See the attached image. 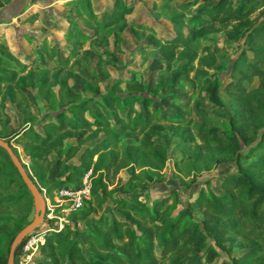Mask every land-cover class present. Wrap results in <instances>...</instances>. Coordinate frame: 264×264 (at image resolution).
<instances>
[{
	"label": "trees",
	"instance_id": "obj_1",
	"mask_svg": "<svg viewBox=\"0 0 264 264\" xmlns=\"http://www.w3.org/2000/svg\"><path fill=\"white\" fill-rule=\"evenodd\" d=\"M5 3V0H0V6ZM69 3L74 6L76 18H67L69 28L64 32V41L69 42V46L64 57L55 58L58 48L54 44L44 42L39 47L41 52L55 60L53 66L42 68L36 55L21 66H18V59L14 54H11L13 60L0 56V67L6 69L4 74L0 73L2 98L5 91L16 98L12 87L19 84L21 98L28 104L23 86L36 87L46 100L53 98L52 87L55 86L59 101H74L44 119L34 120L30 117L29 125L13 134L21 142L24 152L29 156L30 168L40 181L44 178L42 170L49 168L52 161L55 162L56 169H64L66 181H71L74 177L80 178L91 169L95 175L91 197L103 203L107 185L121 182L118 173L122 168H128L132 176L144 178L143 173L146 172L147 178L152 177L148 168L143 173L136 171L133 159L136 160L138 156H134L133 148L149 156L148 161L142 160V165L153 169L164 166L166 146L158 138V131L168 127L166 121L170 117H175L173 123L179 128L178 136L186 137V141L195 138L204 145L226 150V153L229 150L230 154L235 153L234 156H223L220 160L234 159L238 170L224 174L219 184L221 192L211 189L206 194L204 190H200L180 209L177 216L168 213L173 190L149 204L139 200L148 187L146 182L143 179L141 184L128 182L125 185L129 186V190H125L126 195L108 206L107 212L111 211L110 215L93 217L95 231L53 230L40 246V253L47 255L49 260L35 264H160L170 253L181 256L190 249L204 248L206 235L224 236L238 226V219L249 221L243 234L250 239L251 247L232 257L231 262L224 260L220 264H264V180H256L253 173L255 170H264V130L258 132L260 128L264 129V16L256 14L264 7V0H215L210 4L197 6L190 12L187 20H184L183 13L173 14L175 34L166 38L157 48L164 54L162 61L165 65L157 69L159 76L151 87L152 93L156 94L166 87L164 78L169 79V75L172 76L170 84L178 86L182 80L187 81L191 77L192 74L189 73L193 71V75L198 76L200 71L203 74L200 79L201 90L206 91V97L211 102L222 104L220 84L206 75L207 68L215 63L217 56L207 48L202 55L190 48L188 44L195 37L190 23L204 17L209 21L234 23L230 30L240 34L242 32L244 47L236 62L242 66L239 74L226 85L237 97L240 107L237 112H232L231 121L236 118L244 120L246 123L242 127L245 130L243 135L248 134V138H244L250 142L256 140L246 153L241 152V143L237 138L228 139L219 133L206 107L197 99L193 101L192 97L183 99L180 96L170 98L168 105L176 108L177 116L161 115L158 109L149 111L153 98L142 94L143 84L137 87L133 76L126 78L131 92L123 95L113 91L99 92L96 84L88 89L98 96L75 100L80 93L70 85L69 79L79 78L84 86L91 82L74 68L75 65L68 67L69 59L81 56L88 59L91 50L82 45L94 37H101L100 32L108 27L122 23L119 27L123 28L126 16L134 6L125 0H112L110 15L100 19L92 0H70ZM192 3L189 1L188 5ZM34 17L35 14L30 13L24 20H32ZM77 18L81 20V25ZM240 27L243 28L242 31ZM0 47L2 50L8 49L5 45ZM178 47L181 49L175 54ZM180 61L181 66L174 74L171 67ZM64 72L65 75L62 76ZM255 78L257 86L248 90ZM118 82L119 80L115 81V84ZM137 103H141L144 110H140ZM182 108L191 111L189 117L184 116ZM3 127L4 122H0V136L5 137L11 132H4ZM240 129L241 127L237 128ZM128 130L141 132L139 142H129L119 150L121 138ZM13 149L16 151L14 147ZM51 151L56 152L55 157H49ZM5 153L7 154L6 151ZM242 158L250 159L243 162ZM4 160L0 157V161ZM179 163V159H176L175 166L178 167ZM11 167L18 173L14 165ZM62 183L61 180L53 181L48 190ZM2 201L0 199V204ZM195 211L203 213L201 223L206 231L200 228ZM187 218L190 220L180 226V222ZM3 228L4 225L1 224L0 229ZM166 228L168 229L165 231ZM74 235L87 243L86 249L81 247ZM217 255L215 248H204L203 257L207 264H211Z\"/></svg>",
	"mask_w": 264,
	"mask_h": 264
},
{
	"label": "rangeland",
	"instance_id": "obj_2",
	"mask_svg": "<svg viewBox=\"0 0 264 264\" xmlns=\"http://www.w3.org/2000/svg\"><path fill=\"white\" fill-rule=\"evenodd\" d=\"M5 1L6 3L0 6V31L4 32L0 36V46L5 45L8 49L2 50L0 47V56L13 60V55L11 54H14L15 58L18 59V66H21L32 55H36L42 68L53 66L55 60L41 52L39 47L44 42H61L62 37H60L58 32H64L69 28L66 18L74 13V9L68 4L70 1ZM111 1L92 0L93 5L101 10L100 16L110 14ZM125 1L134 6L131 13L126 16L125 26L120 28L119 26L122 24L120 23L108 27L100 32L101 37H94L86 41L82 47L90 48L91 52L88 55V59L82 56L69 59L68 67L75 65L74 68L87 76L91 82L89 85L84 86L79 78L69 79L70 85L80 93L75 100L98 96L94 94L93 90L88 89V87L96 84H98L100 89L99 92L113 91L122 95L131 92L132 90L126 84V78L133 76L137 87H141V84H143L142 94L150 95L153 98L148 107L149 111L158 109L161 115L164 113L177 116L176 108H171L168 105L170 98L180 96L183 99L192 97L193 101L197 99L206 107L219 133L228 139L237 138L241 143V152H248L250 146L255 144L256 140L250 142L245 139L248 138V134L243 135L245 130L242 127L246 123L244 120L236 118L231 121L232 112H237L240 107L237 97L233 95V92L229 91L226 85L236 74H239V69L242 66L238 63L236 64L244 47L243 38L241 37L242 32L240 34L237 31L230 30L234 24L232 22L209 21L205 17L190 23V27L195 31L193 41L188 44L190 48L197 50L199 55H202L207 48V50H213L217 56L215 63L207 68L206 75L213 80H217L220 84L219 96L223 100L222 104L218 105L211 102L206 97V91L201 90L202 81L200 79L203 78V74L200 71L198 76H194L193 71L189 73L193 77L191 75L187 81L182 80L178 86L170 84L172 83V76L169 75V79L164 78L166 87L153 94L151 87L159 76L157 69L165 65L162 61L164 54L158 51L157 48L166 38L175 34L172 15L183 13L185 14L184 20H187L190 12L196 9L197 6L210 4V2L215 0ZM189 1L193 3L188 5ZM32 12L38 13L35 21L24 22L21 20L24 14L26 16ZM256 14L264 16V7L258 10ZM242 30L243 28L240 27V31ZM58 46L55 58L64 57L69 42L63 41V44ZM180 49L181 47H178L175 54ZM181 63L182 61L179 63L175 62L171 67V72L177 73ZM204 68L206 69V67ZM4 71L6 69L3 66L0 67V73L4 74ZM63 75H65V72L62 73ZM117 80L119 82L115 84ZM256 86L257 78H255L248 90L254 89ZM12 89L16 98H12L8 91L4 92V98L0 96V122L5 124V127H3L4 132H11L5 137H0L11 142L47 202L42 221L16 246L14 254L15 264H35L48 261V256L42 252L40 253V246L46 241L47 235L55 229L63 231H95L96 227L92 223L93 217L103 214L110 215L111 211L107 212L109 210L108 206L116 203L117 199L126 195L125 190H129V186L125 187V185L128 182L141 184L142 179L146 182L148 187L146 192L139 197V200L149 204H152L156 198L173 190L168 213L172 216H177L180 209L186 206L187 202L193 199L200 190H204L206 194L211 189L221 192L222 188L219 184L224 174L231 171L237 172L238 170V165L234 159L220 160L223 156L224 158L229 155L234 156L235 153L230 154L231 150L226 153V150L215 148L211 145H204L195 138H191V140L189 138V141H186V137L178 136L179 128L173 123L175 122L173 120L175 117H170L166 121L168 127L158 131V138L166 146L164 166L160 169H153L147 165H142V160L148 161L150 159L149 156L147 157L146 154L144 155L141 151L133 148L134 156H138L136 160L133 159L136 171L143 173V170L148 168L152 177L147 178L146 172L143 173L144 178L132 176L129 169L124 167L118 173L121 182L107 185V191L104 193L105 201L103 203L98 202L93 196L91 197V187L95 177L91 169L80 178L74 177L71 181H66L64 169H56L55 162L50 160L52 162L49 168L42 170L44 178L40 181L30 168L29 156L24 152L21 142L13 135L15 131H19L22 127L29 125L28 119L30 117L34 120L44 119L47 115L66 108L74 101L70 99L65 102L59 101L55 86L52 87L54 94L51 100H46L36 87L23 86V90L28 97V104L21 98L18 91L19 84H15ZM137 106L140 110H144L141 103H137ZM182 109L184 110V116L189 117L191 111L186 108ZM239 127L241 129L237 130ZM262 130L264 129L260 128L258 132ZM140 137L141 132L139 130L126 131L121 138L122 145L119 150L129 142L137 144ZM1 148L0 146V157L5 160L0 161V199L3 200L2 204H0V225H4V228L0 229V264H5L10 241L14 233L33 218L34 205L31 193L19 173L12 169L13 163L5 153V149ZM55 154V151H51L49 157H55ZM176 159L180 161L179 168L175 166ZM249 159L244 158L242 161L247 162ZM253 173L256 180H264V170H255ZM58 180L63 181V183L48 190V186L53 181ZM84 181L90 186V196L83 202L81 207L70 208L69 204L62 202L57 196V190L61 186H81ZM248 204H250V201ZM117 214L121 215L118 211ZM194 214L200 221V228L206 231L201 223L203 213L195 211ZM189 220L187 218L185 221L180 222V226ZM237 224V227L232 228L224 236L206 235L204 248L211 246L218 251V255L211 264H220L224 260L231 262L232 257L251 247L250 239L243 234V230L249 226V221L238 219ZM74 238L79 240L82 248H87V243H83L81 238L75 235ZM204 248L199 250L190 249L181 256L170 253L160 264H207L203 257ZM87 253H90V251Z\"/></svg>",
	"mask_w": 264,
	"mask_h": 264
},
{
	"label": "water",
	"instance_id": "obj_3",
	"mask_svg": "<svg viewBox=\"0 0 264 264\" xmlns=\"http://www.w3.org/2000/svg\"><path fill=\"white\" fill-rule=\"evenodd\" d=\"M0 146L4 148L5 151L7 152L10 160L17 169L24 184L31 193L33 198V205H34L33 218L15 233L9 244L6 264H15L14 263L15 248L21 242V240L29 232L34 230L42 221L46 209V200L39 186L29 174L22 158L13 149L11 142L3 137H0Z\"/></svg>",
	"mask_w": 264,
	"mask_h": 264
},
{
	"label": "built area",
	"instance_id": "obj_4",
	"mask_svg": "<svg viewBox=\"0 0 264 264\" xmlns=\"http://www.w3.org/2000/svg\"><path fill=\"white\" fill-rule=\"evenodd\" d=\"M57 196L62 200V202L69 204L70 208L75 209L81 207L83 202L89 198L90 186L89 184L85 183V181L81 186H61L57 190Z\"/></svg>",
	"mask_w": 264,
	"mask_h": 264
},
{
	"label": "crops",
	"instance_id": "obj_5",
	"mask_svg": "<svg viewBox=\"0 0 264 264\" xmlns=\"http://www.w3.org/2000/svg\"><path fill=\"white\" fill-rule=\"evenodd\" d=\"M65 1H68V0H65ZM69 1H70V0H69ZM92 3H93V2H92ZM110 3H111V2H110ZM68 4H69L70 6H72V8L74 9V6H73L72 4H70L69 2H68ZM1 6H3V5H1ZM93 6H94V5H93ZM111 7H112V6H111ZM94 8H95L96 11H98V14H99V18H100V19H104V18H106V17H108V16L110 15V14H109V15H107V16H100V14H101V13H100L101 10H100L99 8L95 7V6H94ZM111 10H112V8H111ZM73 12H74V13H73L72 15H68L67 18H68V17H75V18H76V16H75V9H74ZM110 12H111V11H110ZM32 13L35 14L34 19H32V20H24V17H25V14H24V16L22 17L23 19H21V20L24 21V22L35 21V20L37 19V14H38V13H37V12H32ZM67 18H66V19H67ZM77 20L79 21V23H81V20H80V19L77 18ZM80 25H81V24H80ZM65 31H66V30H65ZM65 31H64V32H65ZM64 32H61V31L58 32V34L60 35V37H62L61 42L59 41L60 44H63V41L65 40V39H64ZM3 33H4V32L0 31V35H3ZM59 42H52V43L47 42V43H48V44H54V45L58 48V47H59L58 45H60V44H58ZM32 56H34V55H32ZM32 56H31V57H32Z\"/></svg>",
	"mask_w": 264,
	"mask_h": 264
}]
</instances>
